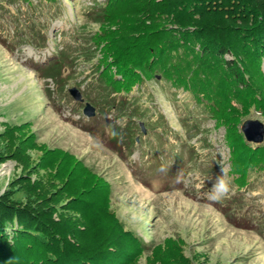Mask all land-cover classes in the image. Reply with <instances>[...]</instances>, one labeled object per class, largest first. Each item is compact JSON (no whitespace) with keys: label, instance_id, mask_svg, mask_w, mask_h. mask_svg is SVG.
Here are the masks:
<instances>
[{"label":"rangeland","instance_id":"1","mask_svg":"<svg viewBox=\"0 0 264 264\" xmlns=\"http://www.w3.org/2000/svg\"><path fill=\"white\" fill-rule=\"evenodd\" d=\"M92 2L0 0V37L6 41L0 39V199L27 210L46 208L75 228L71 241L89 251L114 244L117 253L125 252L119 264H264V166L246 167L241 178L233 167V156L241 161L233 147H244L245 154L249 147L242 124H264V102H235V111L225 112L217 125L188 92L157 75L131 94L116 95L111 108L92 66L101 54L92 62L81 54L72 69L65 67L59 85L42 78L34 63L62 43L74 49L106 29L84 14ZM31 28L45 32L44 47L31 40ZM72 87L82 101L68 93ZM85 103L94 107L90 117L83 114ZM222 174L231 191L210 199ZM86 181L94 182L82 195L87 207L77 198L69 206ZM2 257L0 264L23 262Z\"/></svg>","mask_w":264,"mask_h":264},{"label":"trees","instance_id":"2","mask_svg":"<svg viewBox=\"0 0 264 264\" xmlns=\"http://www.w3.org/2000/svg\"><path fill=\"white\" fill-rule=\"evenodd\" d=\"M92 1L84 14L106 29L94 32L84 43L74 39L79 43L74 49L68 42L62 43L51 57L34 63L42 78H51L59 85L65 67L72 69L81 54L86 62L101 54L92 66L95 79L107 91L105 101L111 108L117 107L116 95L131 94L147 80H157V75L170 88L188 92L217 125L219 120L225 121V112L235 111V102L241 106L264 102L260 85L264 82V0ZM114 25L117 27L112 29ZM29 37L36 46L44 47L45 32L31 28ZM0 39L6 42L5 37ZM6 46L14 48L10 43ZM87 120L95 123L96 119ZM245 144L249 146L246 154L240 152L244 147H233L234 155L241 159L233 156L240 178L246 175V167L264 166V144L247 140ZM91 183L86 181L75 188L69 206L75 207L72 200L77 198L80 206L87 207L82 195ZM45 210H27L0 199V255L4 261L12 256L22 264H119L124 251L117 253L114 244L89 251L71 241L76 237L75 228L62 225ZM82 210L79 208L78 213L84 215Z\"/></svg>","mask_w":264,"mask_h":264},{"label":"water","instance_id":"3","mask_svg":"<svg viewBox=\"0 0 264 264\" xmlns=\"http://www.w3.org/2000/svg\"><path fill=\"white\" fill-rule=\"evenodd\" d=\"M68 93L76 101L83 100L80 91L75 87L70 88ZM82 111L85 116L90 117L94 114V107L89 103H85ZM241 131L247 141L260 142L262 139H264V124L258 120L245 121L242 124Z\"/></svg>","mask_w":264,"mask_h":264},{"label":"clouds","instance_id":"4","mask_svg":"<svg viewBox=\"0 0 264 264\" xmlns=\"http://www.w3.org/2000/svg\"><path fill=\"white\" fill-rule=\"evenodd\" d=\"M107 127L111 129V136L113 138H117L120 142L123 141V135L121 133L116 132L112 125H108ZM222 173H223V169H222ZM230 191H231L230 181L224 176V174H222L215 178V183L211 187V192L209 194L210 199L219 201L225 198Z\"/></svg>","mask_w":264,"mask_h":264}]
</instances>
